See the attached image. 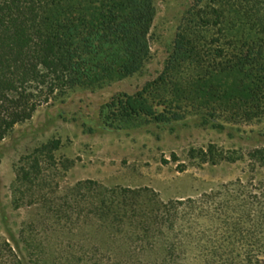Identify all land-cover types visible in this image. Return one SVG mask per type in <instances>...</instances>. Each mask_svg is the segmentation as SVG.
<instances>
[{
    "label": "trees",
    "instance_id": "obj_1",
    "mask_svg": "<svg viewBox=\"0 0 264 264\" xmlns=\"http://www.w3.org/2000/svg\"><path fill=\"white\" fill-rule=\"evenodd\" d=\"M155 17L154 0H0V142L57 97L140 72L150 57ZM193 17V29L177 36L173 64L208 58L213 71L242 75L264 92V0H196ZM202 42L213 49L202 53ZM110 108L120 121L161 119L143 95L116 98ZM45 156L38 151L18 170L20 206L40 198L33 189L44 181ZM209 156L218 163L213 148ZM252 158L264 168V149ZM256 175L197 199L150 200L151 209H141L143 191L86 181L70 191L65 207L48 210L73 231L95 225L122 241V264H264V178ZM148 248L164 255L152 259ZM0 264H42V258L24 257L0 237Z\"/></svg>",
    "mask_w": 264,
    "mask_h": 264
},
{
    "label": "rangeland",
    "instance_id": "obj_2",
    "mask_svg": "<svg viewBox=\"0 0 264 264\" xmlns=\"http://www.w3.org/2000/svg\"><path fill=\"white\" fill-rule=\"evenodd\" d=\"M154 1L151 53L140 72L59 96L0 142V237L24 257L39 255L42 264H66L70 258L122 264L127 251L122 241L109 239L95 225L73 231L48 210L65 207L70 191L82 182L143 191L141 209H151L150 200L197 199L256 174L259 181L264 178V168L255 167L259 162L252 158L264 149L262 86L213 71L208 58L173 64L177 36L193 29L196 0ZM211 49L204 42L198 47L202 53ZM139 95L161 119L116 120L113 101ZM211 148L218 163L209 156ZM42 150L44 181L33 189L40 198L20 206L24 191L17 192V172ZM146 251L152 259L164 255Z\"/></svg>",
    "mask_w": 264,
    "mask_h": 264
}]
</instances>
